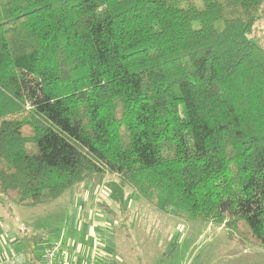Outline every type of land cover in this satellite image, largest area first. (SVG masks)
I'll return each mask as SVG.
<instances>
[{"label":"trees","instance_id":"obj_1","mask_svg":"<svg viewBox=\"0 0 264 264\" xmlns=\"http://www.w3.org/2000/svg\"><path fill=\"white\" fill-rule=\"evenodd\" d=\"M263 18L264 0H0V196L108 173L116 202L130 187L264 249Z\"/></svg>","mask_w":264,"mask_h":264},{"label":"rangeland","instance_id":"obj_2","mask_svg":"<svg viewBox=\"0 0 264 264\" xmlns=\"http://www.w3.org/2000/svg\"><path fill=\"white\" fill-rule=\"evenodd\" d=\"M256 37L264 46V18ZM104 175L98 177L116 179ZM98 183L85 199L93 195L104 205L109 230L105 223H95L98 213L91 206L79 214L82 194L74 185L55 200L37 205L14 204L0 196V252L40 258L45 245L58 244L67 253L66 262L76 264H264V249L229 236L221 225L163 213L130 187L121 202L108 197L106 188L97 197L103 181ZM95 232L100 233L101 254L93 249ZM70 241L76 249L65 247Z\"/></svg>","mask_w":264,"mask_h":264},{"label":"crops","instance_id":"obj_3","mask_svg":"<svg viewBox=\"0 0 264 264\" xmlns=\"http://www.w3.org/2000/svg\"><path fill=\"white\" fill-rule=\"evenodd\" d=\"M104 175V174H103ZM106 175V174H105ZM104 175V176H105ZM101 177V176H100ZM100 177H96V178H93V179H85L87 180L86 182L84 181H81L80 183L78 184H75L74 185V190L78 193H81L82 194V201H81V207H80V210H79V214H81L82 212V209H84L85 207H88V206H91L90 208H94L95 211L98 213V220L95 222L96 224L98 222H102V223H105V227L106 229H110L111 228V225H108L106 224V222H108L109 218H107L103 212H106L105 208H104V205L102 203H98L96 202L97 198L95 199L93 197V195L90 196V201H87V199H85V197L88 195V194H92L93 191H95L97 189V187L99 186V181H103V184L101 185L100 187V190L98 191V195L97 197L99 196V192L101 193L103 191L104 188L107 189V193H108V197L110 196V193H109V188H108V182H109V178L105 181L103 178H100ZM90 181V184H88ZM110 181H113V180H110ZM92 188V189H91ZM91 190V191H89ZM82 215V214H81ZM95 215V214H94ZM84 219L85 220H89V216L85 215L84 214ZM100 232V231H98ZM97 234H100V233H97L95 232V235L97 238H95V243H96V246L93 248L94 249V252L97 253L99 252L100 254L103 253V247L101 246L102 245V241L101 239L99 238V236ZM65 247L67 249H71L72 247H74L76 249V246H74L73 242L70 241L67 245H65ZM68 251V250H67ZM108 251V250H106ZM105 254H107V252L104 251ZM90 264H93L92 262Z\"/></svg>","mask_w":264,"mask_h":264},{"label":"built area","instance_id":"obj_4","mask_svg":"<svg viewBox=\"0 0 264 264\" xmlns=\"http://www.w3.org/2000/svg\"><path fill=\"white\" fill-rule=\"evenodd\" d=\"M67 258V253L63 252L58 244L45 245L40 258L32 256L30 260L24 253L0 252V264H76L73 261L66 262Z\"/></svg>","mask_w":264,"mask_h":264}]
</instances>
